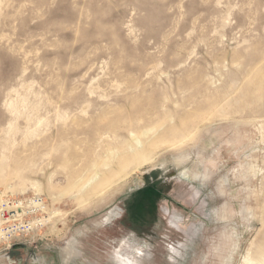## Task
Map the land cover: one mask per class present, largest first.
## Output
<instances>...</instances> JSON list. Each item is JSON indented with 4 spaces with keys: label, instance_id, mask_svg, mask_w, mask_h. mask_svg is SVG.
<instances>
[{
    "label": "rangeland",
    "instance_id": "374dc122",
    "mask_svg": "<svg viewBox=\"0 0 264 264\" xmlns=\"http://www.w3.org/2000/svg\"><path fill=\"white\" fill-rule=\"evenodd\" d=\"M0 190L49 218L0 264H258L264 0H0Z\"/></svg>",
    "mask_w": 264,
    "mask_h": 264
},
{
    "label": "built area",
    "instance_id": "2783aa9c",
    "mask_svg": "<svg viewBox=\"0 0 264 264\" xmlns=\"http://www.w3.org/2000/svg\"><path fill=\"white\" fill-rule=\"evenodd\" d=\"M48 222V205L42 196L0 190V254L29 244Z\"/></svg>",
    "mask_w": 264,
    "mask_h": 264
},
{
    "label": "bare ground",
    "instance_id": "6f19581e",
    "mask_svg": "<svg viewBox=\"0 0 264 264\" xmlns=\"http://www.w3.org/2000/svg\"><path fill=\"white\" fill-rule=\"evenodd\" d=\"M133 138H135V137H133ZM118 140V139H117ZM146 141V140H145ZM129 144V143H128ZM141 145V143L138 141V140H136V146H137V149L135 150V149H132L131 147L129 148V150L127 151V153H131L132 155H133V160L134 159H136V158H138V157H140L141 158V156H142V150L140 149V148H138V146H140ZM103 149H104V147H103ZM123 157V156H122ZM127 157H125V159H126ZM129 158V157H128ZM130 158H131V156H130ZM131 158V159H132ZM120 159V155L118 156V155H113V163H115L114 161L115 160H119ZM119 163V162H118ZM126 163V165H127V161L125 162ZM108 166L109 165H107V168H108ZM122 169V168H121ZM113 170V169H112ZM99 173V172H98ZM102 173V172H101ZM96 174L92 179H90L88 182H87V184L85 185L86 187H90V188H94V187H97V185L102 181V178H101V176L100 175H102V174ZM111 173H112V171H111ZM113 174V173H112ZM103 182V181H102ZM118 209L117 208H115V209H113V210H111L109 213H108V215L104 218V220L103 221H105V223L106 222H110V221H112V220H114V219H116L118 216H119V212L117 211ZM105 225V224H104ZM259 254H261V253H259ZM263 254V253H262ZM125 263L126 264H132V261H131V259H125ZM249 263H251V261L250 262H248L247 264H249ZM257 263L258 264H264V255L263 256H260V258H259V260L257 261ZM253 264V263H252ZM255 264V263H254Z\"/></svg>",
    "mask_w": 264,
    "mask_h": 264
},
{
    "label": "crops",
    "instance_id": "0c3cea01",
    "mask_svg": "<svg viewBox=\"0 0 264 264\" xmlns=\"http://www.w3.org/2000/svg\"><path fill=\"white\" fill-rule=\"evenodd\" d=\"M120 214H121V211H120ZM120 214H119V215H120ZM118 217H120V216H118ZM118 217H117L116 219H118Z\"/></svg>",
    "mask_w": 264,
    "mask_h": 264
}]
</instances>
